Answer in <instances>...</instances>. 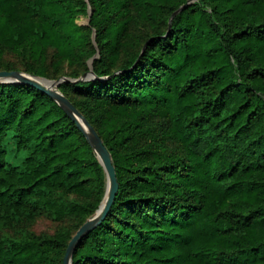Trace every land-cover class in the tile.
<instances>
[{"label":"trees","instance_id":"obj_1","mask_svg":"<svg viewBox=\"0 0 264 264\" xmlns=\"http://www.w3.org/2000/svg\"><path fill=\"white\" fill-rule=\"evenodd\" d=\"M6 52L71 78L60 91L116 166L113 205L71 264H264V0H0V70H14ZM105 192L66 110L0 82V227L66 224L0 233V264H64Z\"/></svg>","mask_w":264,"mask_h":264},{"label":"water","instance_id":"obj_2","mask_svg":"<svg viewBox=\"0 0 264 264\" xmlns=\"http://www.w3.org/2000/svg\"><path fill=\"white\" fill-rule=\"evenodd\" d=\"M92 61L93 58H91L89 62L91 68ZM90 77H95L94 71L92 69L87 75L83 76V78ZM66 80H71V78L62 77L59 79H49L47 77L32 74L23 70H0V82H22L30 84L43 90L52 98H54L66 110L72 120L84 133L106 173V192L99 208L81 225L67 246L64 256V264H71L74 250L78 242L96 225H98L106 217L107 213L111 209L118 192L119 184L116 166L113 162L110 151L103 142V139L98 134L96 129L90 124L88 119L82 114V112L64 95V93L60 91L59 85ZM72 80L75 81L77 79Z\"/></svg>","mask_w":264,"mask_h":264},{"label":"rangeland","instance_id":"obj_3","mask_svg":"<svg viewBox=\"0 0 264 264\" xmlns=\"http://www.w3.org/2000/svg\"><path fill=\"white\" fill-rule=\"evenodd\" d=\"M81 21H86L85 18H82ZM90 59L88 60V63ZM3 63L7 64L11 69L12 67H16L17 70H23V64L21 63L20 59L15 57L13 54L6 52L4 55ZM63 68H67V62L62 63ZM90 65V63H89ZM66 71V70H65ZM88 73L86 72L85 75ZM66 77V76H62ZM59 77V78H62ZM49 79H59V78H50ZM66 225L64 222L55 220L51 217L42 215L37 217L35 220L27 223V222H18L15 223L13 226H3L0 227V233L3 237H10V238H23L26 237L30 231H34L37 233H47L51 234L57 231L61 226Z\"/></svg>","mask_w":264,"mask_h":264}]
</instances>
